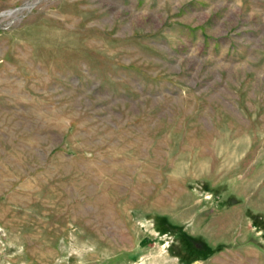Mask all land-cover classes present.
Segmentation results:
<instances>
[{
  "label": "rangeland",
  "instance_id": "374dc122",
  "mask_svg": "<svg viewBox=\"0 0 264 264\" xmlns=\"http://www.w3.org/2000/svg\"><path fill=\"white\" fill-rule=\"evenodd\" d=\"M0 264H264V0H0Z\"/></svg>",
  "mask_w": 264,
  "mask_h": 264
}]
</instances>
